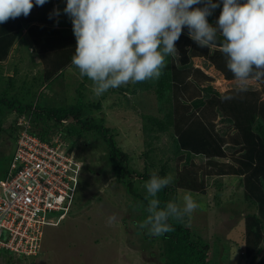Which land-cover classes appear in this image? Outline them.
<instances>
[{
  "label": "rangeland",
  "instance_id": "1",
  "mask_svg": "<svg viewBox=\"0 0 264 264\" xmlns=\"http://www.w3.org/2000/svg\"><path fill=\"white\" fill-rule=\"evenodd\" d=\"M216 1L221 2L220 8L222 9V0ZM27 17L33 18L34 21L28 28L19 29L23 31L22 34L19 31L21 35L15 36L11 49L5 55L6 57H3L5 70L0 68V97L6 94V97L17 99L26 106L32 101V94L36 93L34 102L47 108L57 109L75 104L78 87L84 77L79 75L78 69L71 63L57 73L51 81L47 82L45 79L44 86L40 89L30 86L19 94L17 89L10 91L9 87L3 83L5 81L3 76L13 75L14 66L17 65L18 80L24 82L28 79L32 83L36 79V85H39L41 77L46 73L49 71L56 73L55 67H57L60 56V51L56 52V50H61L64 44L62 51H65V48L69 50L75 48L76 39L69 38L67 41V38L59 31L63 26L59 25L56 28L48 26L47 28L51 27L55 33L45 35L46 39H55L57 46L48 49L41 43L40 49L42 47L43 50H41L42 56L39 57V47L28 36V32L30 34H34L33 31L40 33L37 28L43 25L41 21L36 20L38 15L35 6ZM14 25L15 22L12 19L0 24L2 31L0 39H3L5 51L9 47V33L15 29ZM185 36H189L187 27L183 29L176 42L177 56H172L171 66L174 68V73L183 58V52L177 44L186 47L189 56L196 49L193 44L186 45L183 39ZM33 37L37 38L36 35ZM212 52L220 53L218 48H212ZM190 57L191 66L182 74L187 77L180 80L184 86L182 90L177 87L180 97L188 102L185 103L188 108L192 109L191 101L198 96L195 94L208 85L213 86L219 92L220 100L225 96L243 97L246 95L247 98L256 96L259 103L264 101V80L250 81L247 90L239 92L234 77L228 78L225 71L216 66L215 62L213 63L208 57L195 55ZM134 85L129 83L110 89L102 96L96 97L92 91V82L89 80L85 93L89 100L102 102V109L96 110L94 115L103 117L106 126L113 128L117 133L118 143L128 155L129 165L136 172L131 179L135 189H138L142 196L146 195L144 188L146 181L137 174L143 173L146 169L148 172H154L156 168L168 165V176L172 179H181V172L189 171L193 177H196L194 183L198 184L197 192L180 188L177 203L182 204V198L186 192H190L198 203L199 207L191 216H188L189 223L198 235L211 244L213 263L248 264L250 259L247 258L246 244H250V241H247L248 228L244 216L250 209L244 201L246 196L243 195L240 177L237 175L220 176L218 166L208 164L207 156L203 155L194 157L193 165L185 166L186 156L174 155L172 139L166 134L160 135V141H155L152 146L153 150H149L143 134L142 114H158L156 111L158 101L153 92L139 90L133 94L128 88L132 89ZM216 108L214 106V110ZM181 109L182 112L180 111L177 115L178 120H181L186 112L185 106ZM193 111L195 115L198 113ZM203 113L204 111L200 113V116ZM225 115L230 114L225 112ZM23 116H19L15 111L7 112L5 116L4 130L0 136V178L8 170L15 150L17 130L15 131L13 126L16 124L15 128H18L19 123L24 124L26 119L24 120ZM223 118L224 116L209 118L215 126L212 137L217 140L224 152L223 156L215 157V160L220 166H238V159L241 155L234 143L238 131L233 124L223 121ZM67 124H69L68 121L59 126L62 128ZM33 129H35L34 125ZM183 129L184 127L179 131L175 129L174 131L180 135ZM192 129L195 132L202 130L198 123ZM185 131L186 129L184 133ZM84 142L82 139L79 149L76 148L75 152L76 156L84 162L82 172L77 176L76 197L71 214L57 222L56 225L43 229L42 252L38 254V257L28 258L3 249L0 250V264H161L159 242L154 243L155 241L152 240L147 242L144 236H140L136 231L141 216V209L138 207L144 209V202L136 197L133 199L125 187L112 176L106 161L107 152L103 141L95 136L92 140L90 139L86 149L83 147ZM219 182L222 184L220 192ZM113 216L115 219L110 220L109 218ZM263 256L264 251L259 258Z\"/></svg>",
  "mask_w": 264,
  "mask_h": 264
},
{
  "label": "trees",
  "instance_id": "2",
  "mask_svg": "<svg viewBox=\"0 0 264 264\" xmlns=\"http://www.w3.org/2000/svg\"><path fill=\"white\" fill-rule=\"evenodd\" d=\"M67 0H47L43 6H35L37 9V19L42 22V26H39L37 30L28 36L35 41L39 47L38 56H42L40 44L48 49L56 48L57 41L55 39H46L45 35L50 33L54 34V29L47 28L53 26V28L59 25L63 26L59 30L65 38L75 39L73 29L70 26L71 19L64 13ZM213 2L220 3V1L213 0ZM243 2V0H241ZM193 7H203L202 5ZM55 10H59V15H56ZM221 8H216L210 16L207 17L210 24L215 25ZM15 22L14 30L9 33L8 49H3L4 42L0 39V62L3 61V57L9 52L13 45V39L17 35L22 34V29L28 28L30 23L34 21L33 18L25 17L23 15L12 19ZM70 23V24H69ZM63 24V25H62ZM72 25V24H71ZM1 28V27H0ZM17 28V29H16ZM21 29V30H19ZM17 31V32H16ZM19 31L21 34H19ZM0 29V33H1ZM14 32V33H13ZM31 35V36H30ZM33 35H36L35 39ZM1 38V37H0ZM186 45H195V50L190 56H203L208 57L213 63H216L222 71H225L228 78H232V73L226 67V60L224 54L212 52V48L200 47L189 36L183 38ZM72 41V40H71ZM75 41V40H73ZM62 42V41H61ZM65 46V44H64ZM63 46V48H64ZM177 47L182 50L183 58L181 64L177 67L176 73L172 68V56L166 57V67L162 70V75L159 79L146 80L144 82L135 83L132 89H129L133 94L137 91L141 92H153L156 95L158 106V114H142L143 119V134L145 137V143L149 150H153V143L160 141V135H168L172 139V149L175 156H186L185 166L193 165V158L196 156H207L208 164L216 165L219 168V175H237L240 177V185L243 188V195L246 196L244 200L247 204L248 214L244 217L247 220V241L250 244H246L247 258L250 259L248 264H264L263 258H259L263 255L264 251V101L258 102L255 98H247L246 95L240 97L239 95L231 96V99H219L220 94L213 86L208 85L201 88L191 101L192 109L188 108L185 103H188L185 99L180 97V91L184 84L180 82L186 78L184 70L188 69L191 65L190 56L186 51V47L177 44ZM57 49L60 51L58 63L56 64L54 71H49L45 76L41 77V82L36 85L35 79L32 83L25 79L22 82L17 79L18 70L17 65L14 66L13 75H4L5 81L3 82L8 86L10 91L17 89L19 94L31 86V88H41L44 86L45 79L51 81L57 73L63 70L64 67L71 63V58L75 53V48ZM0 68L5 70L3 65L0 64ZM191 70V69H190ZM4 72V71H2ZM190 73V71H189ZM59 75V74H58ZM180 78V79H179ZM53 82V81H52ZM89 82L87 77H84L80 83L77 91L76 103L62 108H47L46 106L39 105L38 102H34L36 95L32 94V101L24 106L21 101L17 99H10L4 94L0 97V136L4 130V120L7 112L15 111L19 116L24 115L30 118L31 121V133L39 136L44 141H53V138L60 137L71 144V150L79 149L81 140L85 142L83 147L86 149L90 139L92 140L97 136L103 141L104 147L107 152L106 161L111 169V174L120 182L126 189L129 195L134 199H141L144 202L145 208L141 209V216L139 222L143 221L148 213L146 212L147 200L145 196L135 189L132 179V175L136 174L135 169L129 165L128 155L121 149L118 140L117 133L111 127L106 126V121L103 117L95 116L94 112L102 109V102L91 101L85 93L86 85ZM31 84V85H30ZM187 84V82H186ZM49 88V86H45ZM17 94V95H19ZM21 96V95H20ZM191 98V97H189ZM186 108L184 117L181 120L177 119L178 113L182 112L181 108ZM216 106V110H214ZM202 116H200V113ZM218 112V114L216 113ZM225 112L230 114L225 115ZM192 113L194 114L192 116ZM218 116H224L223 121L233 124L237 128V137L234 138L237 151H239L241 157L238 159V166L232 165H218L215 157L223 156L224 152L221 146L217 143V140L212 137V131H215L214 124L210 122L209 118L215 119ZM68 123L60 128L59 125ZM53 125H52V124ZM198 123L201 127V132H195L192 128H195V124ZM16 125V124H15ZM13 126L14 130H17L18 138L19 128ZM33 125L35 129H33ZM211 126V127H210ZM186 129L185 133L177 135L174 131L180 129ZM182 132V131H181ZM222 141L224 139L222 138ZM16 146V144H15ZM1 150V149H0ZM1 153V151H0ZM15 153V150H14ZM11 157V160L14 156ZM11 162V161H10ZM84 162V160H83ZM220 166V167H219ZM89 167V166H88ZM168 165H163L160 168L155 169V173L159 176H168ZM0 179L6 177L7 172ZM153 172H148L147 169L143 173H137L141 179L148 181ZM181 179H172V182L161 190L158 194V198L161 201V207H164L168 201L178 202L179 189H186L193 192H197L198 184L194 183L193 175L189 171L181 172ZM193 180V181H192ZM219 192L222 184L219 182ZM203 187V184H202ZM219 204V203H218ZM255 209V210H254ZM72 212V211H71ZM70 212V214H71ZM69 215V214H68ZM142 217V219H141ZM169 224L173 227L174 231L165 233L162 236H149L145 230H141L137 227L136 231L140 236H144V239L149 242L150 240L159 242L161 252V264H214L211 259V244L206 241L202 236L198 235L193 227L189 223V217L186 216L182 222H177L173 219H169Z\"/></svg>",
  "mask_w": 264,
  "mask_h": 264
},
{
  "label": "clouds",
  "instance_id": "3",
  "mask_svg": "<svg viewBox=\"0 0 264 264\" xmlns=\"http://www.w3.org/2000/svg\"><path fill=\"white\" fill-rule=\"evenodd\" d=\"M46 2L0 0V24L26 17ZM218 7L213 0H67L64 13L76 39L71 64L92 82L96 97L129 83L159 79L166 57L177 56L176 42L187 27L197 45L225 55L237 90L246 91L250 81L264 80V0H222L218 19L210 24L207 17ZM171 182V176L153 172L144 184L148 215L137 227L149 236L174 231L169 219L182 222L199 207L190 192L182 204L168 201L161 207L158 194Z\"/></svg>",
  "mask_w": 264,
  "mask_h": 264
},
{
  "label": "built area",
  "instance_id": "4",
  "mask_svg": "<svg viewBox=\"0 0 264 264\" xmlns=\"http://www.w3.org/2000/svg\"><path fill=\"white\" fill-rule=\"evenodd\" d=\"M23 117L9 171L0 179V250L30 258L42 252L43 229L70 214L83 162L59 136L49 142L32 134L30 118Z\"/></svg>",
  "mask_w": 264,
  "mask_h": 264
},
{
  "label": "crops",
  "instance_id": "5",
  "mask_svg": "<svg viewBox=\"0 0 264 264\" xmlns=\"http://www.w3.org/2000/svg\"><path fill=\"white\" fill-rule=\"evenodd\" d=\"M1 65H3V62H0Z\"/></svg>",
  "mask_w": 264,
  "mask_h": 264
}]
</instances>
